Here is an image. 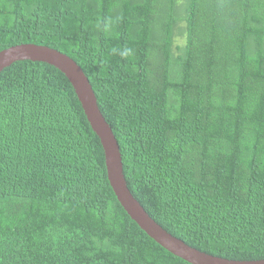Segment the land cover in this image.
<instances>
[{
    "label": "trees",
    "instance_id": "obj_1",
    "mask_svg": "<svg viewBox=\"0 0 264 264\" xmlns=\"http://www.w3.org/2000/svg\"><path fill=\"white\" fill-rule=\"evenodd\" d=\"M25 44L80 67L155 223L207 255L264 260V0H0V52ZM0 264H189L124 212L46 63L0 72Z\"/></svg>",
    "mask_w": 264,
    "mask_h": 264
},
{
    "label": "water",
    "instance_id": "obj_2",
    "mask_svg": "<svg viewBox=\"0 0 264 264\" xmlns=\"http://www.w3.org/2000/svg\"><path fill=\"white\" fill-rule=\"evenodd\" d=\"M46 63L65 76L80 103L92 132L97 136L104 154L106 174L116 200L124 212L156 244L189 264H264L260 261H233L199 252L171 236L155 223L133 198L127 188L117 141L97 106L88 79L69 57L46 47L18 45L0 52V72L15 62Z\"/></svg>",
    "mask_w": 264,
    "mask_h": 264
},
{
    "label": "clouds",
    "instance_id": "obj_3",
    "mask_svg": "<svg viewBox=\"0 0 264 264\" xmlns=\"http://www.w3.org/2000/svg\"><path fill=\"white\" fill-rule=\"evenodd\" d=\"M130 51V50H129Z\"/></svg>",
    "mask_w": 264,
    "mask_h": 264
}]
</instances>
